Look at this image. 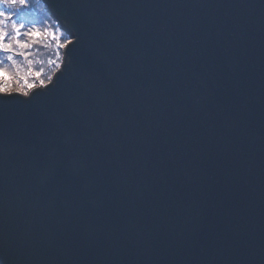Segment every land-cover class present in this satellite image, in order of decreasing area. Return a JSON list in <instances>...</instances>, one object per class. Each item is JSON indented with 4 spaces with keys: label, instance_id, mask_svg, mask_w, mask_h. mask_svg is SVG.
Masks as SVG:
<instances>
[{
    "label": "water",
    "instance_id": "obj_1",
    "mask_svg": "<svg viewBox=\"0 0 264 264\" xmlns=\"http://www.w3.org/2000/svg\"><path fill=\"white\" fill-rule=\"evenodd\" d=\"M73 40L0 96V264H264V0H40Z\"/></svg>",
    "mask_w": 264,
    "mask_h": 264
},
{
    "label": "trees",
    "instance_id": "obj_2",
    "mask_svg": "<svg viewBox=\"0 0 264 264\" xmlns=\"http://www.w3.org/2000/svg\"><path fill=\"white\" fill-rule=\"evenodd\" d=\"M29 3L30 7L26 10V20L29 22V26L35 24L40 31H43L45 28L51 31L59 27L40 0H29ZM16 7L19 8V5ZM4 30L12 34L10 20L6 21ZM25 30H22V32ZM63 35L67 39L66 34L63 33ZM19 39L31 45L28 49H19L16 48L15 44L13 45L16 48V52L22 51L25 55L13 53V60L9 61L4 54H0V60H3V64L0 66H5L12 77L8 82L11 90L23 93L32 90L28 87L30 84L40 87V80H43L46 84L48 77L52 76L58 68L57 65L61 63L62 49H59V59H57L56 42L50 37L29 38L21 35ZM52 60H55L56 63H50ZM37 72L41 73L39 77L35 75Z\"/></svg>",
    "mask_w": 264,
    "mask_h": 264
},
{
    "label": "snow or ice",
    "instance_id": "obj_3",
    "mask_svg": "<svg viewBox=\"0 0 264 264\" xmlns=\"http://www.w3.org/2000/svg\"><path fill=\"white\" fill-rule=\"evenodd\" d=\"M46 2V0H45ZM19 5V8L16 6ZM30 7L29 0H0V54H4L7 60H13V53L17 55H25L24 52H16V48L28 49L31 45L28 42H22L19 37L24 35L29 38H39L41 36L48 38L56 42L57 59H59V49L66 48L68 45L73 44V40L70 38H64L60 27H56L51 31L45 28L43 31L37 29L35 24L29 26V22L26 20V10ZM11 21L12 34H9L4 30L6 21ZM26 29V30H25ZM22 30H25L22 32ZM16 45V48L13 45ZM50 63L55 64L56 61L52 60ZM3 64V60H0V65ZM59 66V65H57ZM37 77L41 73H35ZM12 79L7 68L0 66V96H12L22 94L26 98H30V92L25 91L23 93H14L8 82ZM53 77L49 76L48 80L52 81ZM41 87H47L43 80H40ZM29 89H35V84L28 85Z\"/></svg>",
    "mask_w": 264,
    "mask_h": 264
},
{
    "label": "rangeland",
    "instance_id": "obj_4",
    "mask_svg": "<svg viewBox=\"0 0 264 264\" xmlns=\"http://www.w3.org/2000/svg\"><path fill=\"white\" fill-rule=\"evenodd\" d=\"M62 32H63V31H62ZM63 33H64V32H63ZM66 37L69 38L68 35H66ZM62 51H63V48H62ZM61 54H63V53L61 52ZM61 61H62V56H61ZM60 65H61V63H60ZM60 65L58 66V68L60 67ZM58 68H57V69H58ZM57 69H56V71H57ZM56 71H55V72H56ZM55 72H54V73H55ZM54 73H53V74H54ZM53 74H52V76H53ZM49 82H50V81L48 80V81L46 82V85L49 84ZM36 88H41V86H40V87H36ZM32 90H33V89H32ZM30 91H31V90H28V92H30ZM13 92L16 93V92H19V91H17V90H13Z\"/></svg>",
    "mask_w": 264,
    "mask_h": 264
}]
</instances>
